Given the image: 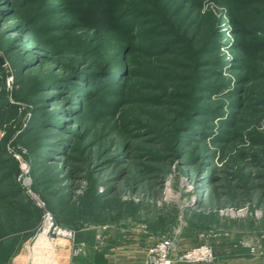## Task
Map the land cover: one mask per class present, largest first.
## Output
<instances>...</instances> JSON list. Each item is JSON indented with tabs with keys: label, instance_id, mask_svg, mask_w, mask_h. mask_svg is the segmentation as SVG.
<instances>
[{
	"label": "trees",
	"instance_id": "obj_1",
	"mask_svg": "<svg viewBox=\"0 0 264 264\" xmlns=\"http://www.w3.org/2000/svg\"><path fill=\"white\" fill-rule=\"evenodd\" d=\"M208 1L0 0V24L14 20L11 28L30 45L13 55V38L4 48L24 92L15 100L29 106L21 111L0 92V264H11L43 220V208L16 180L10 140L26 147L33 186L60 224L138 217L140 205L113 197L116 187L145 193L176 160L196 170V206L211 210L172 207L165 210L170 218L160 219L162 231L170 232L178 215L205 226L216 210L249 200L251 188L234 194L229 179L216 174L218 150L210 143L263 138L247 123L264 118V0H210L213 8ZM224 18L235 37L231 58L223 52ZM156 161L160 171L151 177L145 166ZM251 161L262 165L253 154ZM65 177L75 186L87 178L88 187L74 199L62 191ZM33 249L50 250L45 260L56 264L44 234Z\"/></svg>",
	"mask_w": 264,
	"mask_h": 264
},
{
	"label": "rangeland",
	"instance_id": "obj_2",
	"mask_svg": "<svg viewBox=\"0 0 264 264\" xmlns=\"http://www.w3.org/2000/svg\"><path fill=\"white\" fill-rule=\"evenodd\" d=\"M206 4L207 8L214 7V4L210 0ZM223 20L226 25V28H224V30H226L227 32V35L224 37L223 41L227 42L229 47L226 48L223 52H226L227 56L231 58L232 55L236 54L235 50L231 48L234 43L232 41H234L235 37L231 34L227 19L224 18ZM14 22V20L3 21L0 24V64L2 66V68H0V74H3V70L5 71V89L0 86V92L7 93V96L10 98V100L17 103V106H19V110L22 111L24 109H27L29 104L22 100H15L16 98L14 97V94L23 96L24 92L20 91L21 87L16 83L15 69L11 64V61L7 59V56L4 53V48L11 44V40H14L13 38H15V40L12 42L10 51L13 55L17 53L16 51H26L30 47V45H27V43L24 42L25 37L20 35L18 31L14 30V28H11L13 27ZM1 59L3 60V62H1ZM224 72L227 76H229L231 73V71H226L225 69ZM247 125L250 126L248 129L255 130V132L261 134L263 138L259 139L260 141L257 140V142H254L251 139H245L241 141L240 138H237L233 141L221 140L219 142H216L215 144L212 142L210 144L212 146V149L218 150L216 153V157L212 162L213 169L216 168V174L225 176L229 179V189H231L230 191L232 193L242 194L244 193V191L248 190L247 187H249L251 188V190L248 192H251V196H247L250 197L249 200H247L245 197V200H247V202H245L243 206H240V208H235L237 205H233L218 210H216L215 208L212 209L216 210L217 214H222V216L228 218L229 220L233 218H235V220L237 221L244 219L246 221V228L248 231L252 230V228H255L256 224L258 223V227L256 228H258L257 230L262 232L264 235V118L260 120V122H255L254 124L248 122ZM215 134L216 132H214L209 137V140L212 139ZM5 135V129L0 127V142L4 140ZM221 148H225L224 152L221 151ZM6 150L10 155L15 157L19 161L20 171L16 176V180L22 184V186L25 188L26 193L34 198L38 205L43 208L42 223L38 227L36 233L23 244L22 250L24 248H32V246L36 245L38 236L44 234L51 241V244L49 242L48 244L53 246L54 248L55 246L58 249L70 248V250L72 251L71 257L74 258V264H78V257L83 256V258L86 259V256H90V252L92 251L98 250V252H101V250L105 246V243L110 240L112 235L114 237L115 235H117V233H119L121 236L135 235L138 234V232L144 234L145 231L155 233L158 230L159 222H161L160 219L167 220L168 218H170L167 215V211L172 210V207L177 206L179 210L183 209L184 207H196L195 202L197 203L198 201V197L196 194V184L194 180V174L196 173V170L184 165L183 160H176L174 161V163H172L171 166H169L170 168L166 174L160 173V175H154L156 178L155 183H152L151 181L153 186L151 188L150 185L149 187H145L147 189L145 193L143 190L138 191L137 193H132L129 190L123 192L125 190L123 187V191H121L120 186L116 187V192L113 193V197L119 196L123 200L131 199L134 200L135 203L140 205V212L138 217L135 218L130 216L127 218H122L120 221L114 223H87L81 228L66 224H60L57 222V217L55 216V214L47 207L42 196L33 186V175L31 173L30 164L25 158V154L27 153L26 147L21 144H19L18 146H14L12 140H10L6 143ZM252 154L259 158L262 165L257 166L251 163ZM187 156L188 155H185L183 159ZM238 157L239 159L237 160ZM123 158L126 159V156ZM152 164V167L145 166L146 171L148 170L146 173L151 177L153 174H156L160 171L158 170V166L161 165L157 161L152 162ZM95 172H100V170L96 171V169H93V173ZM108 172L109 171L102 172L101 175L104 179H106ZM66 174V169H64L62 176H66ZM87 174L88 173H85L84 178L87 176ZM84 178H80V182H76V184L78 185L75 186L74 181H66L65 177L62 181V186L60 185L62 191H71L73 193L72 197L74 199L78 198V196L83 194L88 187L87 178ZM247 178L249 179L248 182ZM104 191H106V186L100 185L99 192ZM234 203H238V200H235ZM162 208L164 209V212L161 214ZM165 210L167 211L165 212ZM197 210L209 211L211 210V208H209L208 204H203L199 206ZM48 214H51L54 217V225H51V221H49L48 219ZM163 214L164 216H162ZM181 216H177L176 225L172 224V226H175L173 227V229H171L170 232H164L160 229L159 236H157L156 233L154 236L151 235V239H153V241L156 240L155 242H157L164 235H170L174 237L177 244L174 255H179L188 249L206 243L205 241H200L199 243L196 238L187 237L188 235H191L192 232H196L198 234L202 233L201 236L204 238L207 235L206 230L208 228L204 229L205 226L199 227L197 225H194V228L199 227V229H201L200 231H195L194 229H191L193 227L189 225L188 220L184 218L181 219ZM237 221L235 224L232 223V221L230 222L232 227H234L233 225H238L239 221ZM241 225H243L242 222ZM59 229L73 231L74 236L70 238L65 237L59 232ZM180 233L182 234V238L178 237ZM207 233H211V230H208ZM215 234L211 233V235ZM258 237L262 239L260 236ZM216 240L217 238H215L214 241ZM211 241L207 243L210 246L213 245V241ZM262 250L264 251V248H262ZM13 259L11 264H13Z\"/></svg>",
	"mask_w": 264,
	"mask_h": 264
},
{
	"label": "crops",
	"instance_id": "obj_3",
	"mask_svg": "<svg viewBox=\"0 0 264 264\" xmlns=\"http://www.w3.org/2000/svg\"><path fill=\"white\" fill-rule=\"evenodd\" d=\"M192 207V211H196L197 208H199V206ZM204 213L208 214L207 211ZM243 220H238L239 222L235 220V218L229 220L222 216V214H217L216 220L206 221L204 229H208L206 230L207 235L204 238L201 236L202 233L198 234L196 232H192L187 238H196L199 243L200 241L209 243V241L212 240L213 242H211L213 245L211 247L217 256V260L221 264H264V251L262 250V248H264V235L257 230L258 228L256 227H258V223L255 228L248 231L246 228V221ZM231 221L234 224L237 221L238 225H233L234 227H232L230 224ZM241 222L243 225H241ZM191 229H194L195 231L201 230L199 227H193ZM159 230L160 229L158 228L155 232L157 236L160 234ZM208 230H211L212 234H215L216 231L217 232L215 235H211V233H207ZM155 233L145 231L144 234L138 232V234L135 235L125 236H121L117 233L114 237L112 235L110 240L105 243L101 252H98V250L92 251L90 252V256H86V259L83 258V256L78 257L77 262L78 264H145L148 249L156 241L151 239V235L154 236ZM178 237L182 238V234L180 233ZM215 238H217L216 241H214ZM254 248L255 251L253 250ZM59 249L55 246L54 261L56 264H74V258L71 257L72 251L70 248ZM33 250L31 247L21 250V252L13 259V264H38L36 261L40 264L53 263V261L50 263V261L45 260V258L51 253L50 250H46L45 252H42V254ZM39 257L43 258V260H40Z\"/></svg>",
	"mask_w": 264,
	"mask_h": 264
},
{
	"label": "built area",
	"instance_id": "obj_4",
	"mask_svg": "<svg viewBox=\"0 0 264 264\" xmlns=\"http://www.w3.org/2000/svg\"><path fill=\"white\" fill-rule=\"evenodd\" d=\"M48 219L51 221V225L55 224L54 217L51 214H48ZM59 232L65 237L74 236V232L70 230L59 229ZM175 250V238L164 235L148 249L145 264H221L217 260L213 248L207 243L188 249L179 255H174ZM253 250L255 251V248Z\"/></svg>",
	"mask_w": 264,
	"mask_h": 264
},
{
	"label": "bare ground",
	"instance_id": "obj_5",
	"mask_svg": "<svg viewBox=\"0 0 264 264\" xmlns=\"http://www.w3.org/2000/svg\"><path fill=\"white\" fill-rule=\"evenodd\" d=\"M46 236V235H45ZM46 238H47V236H46ZM47 241L51 244V241L47 238Z\"/></svg>",
	"mask_w": 264,
	"mask_h": 264
},
{
	"label": "water",
	"instance_id": "obj_6",
	"mask_svg": "<svg viewBox=\"0 0 264 264\" xmlns=\"http://www.w3.org/2000/svg\"><path fill=\"white\" fill-rule=\"evenodd\" d=\"M1 62H3V60L1 59ZM195 205H196V202H195Z\"/></svg>",
	"mask_w": 264,
	"mask_h": 264
}]
</instances>
